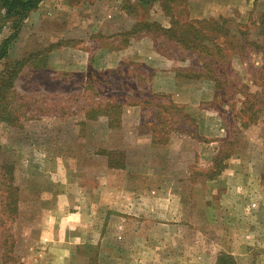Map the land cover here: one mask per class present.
<instances>
[{
  "label": "rangeland",
  "instance_id": "obj_1",
  "mask_svg": "<svg viewBox=\"0 0 264 264\" xmlns=\"http://www.w3.org/2000/svg\"><path fill=\"white\" fill-rule=\"evenodd\" d=\"M236 1L240 6L225 17L232 19V26L248 25L250 41L260 40L252 19L264 12V0H248L247 6L246 0ZM176 9L188 14L186 2L184 6L178 2ZM43 18L25 20L8 55L0 58V264H213L211 251L218 253L216 264H264V249H259L260 259L227 256L233 237H243L244 210L241 203H233L228 216L227 197L219 202V195L212 205L204 192L206 181L223 165L212 160L216 145L185 143L196 134L195 123L188 119L186 127L193 132L183 131L179 110L180 118L169 109L164 114L151 109L143 115L154 122V141L171 143L168 154L146 144L133 146L129 133L117 137L106 130L121 116L116 96L138 91L139 82L98 68L71 74L68 68L56 70L35 62L45 38L52 39L50 29L59 27L49 14ZM35 28L39 29L33 33ZM12 32L11 20L0 6V50ZM162 39L161 50L171 59L196 61L195 55ZM244 59L248 65L243 78L247 75L253 82L242 83L234 73L225 75L220 87L226 90L213 104L229 100L225 106L231 111L223 123L228 124L232 143L224 148L227 154L236 145L234 153L242 159L236 170L255 183L257 173L264 170V94L254 71L264 65V56L252 51ZM17 61L22 66L16 75ZM192 67L189 73L196 74L198 67ZM84 75H90L87 81ZM245 97H252L254 106ZM204 115L203 128L211 135L215 119ZM108 158L107 167L121 165L123 174L129 170L130 177L119 178L123 192L118 198L114 179L105 177ZM148 171L167 177H145ZM244 181L240 177L235 185ZM72 211H82L85 221L83 238L75 245L65 240L64 228H55ZM227 218H239L238 224L228 228ZM145 221L153 224L143 227ZM198 246L207 250L202 251L205 259L198 258Z\"/></svg>",
  "mask_w": 264,
  "mask_h": 264
},
{
  "label": "crops",
  "instance_id": "obj_2",
  "mask_svg": "<svg viewBox=\"0 0 264 264\" xmlns=\"http://www.w3.org/2000/svg\"><path fill=\"white\" fill-rule=\"evenodd\" d=\"M249 1H245L246 6ZM186 4L190 19L226 16L232 7L240 6V2L236 0H186ZM47 14L55 19L53 23L58 21L60 29L57 26L50 29L52 39L48 41L45 38L40 48L42 53L35 58V62H46L56 70H60L61 67L68 68L71 74H75L76 69L88 73L90 69L98 68L105 73L111 71L115 74L118 72L121 75H130L139 82L138 91L130 90L127 93L129 95H125L124 98L115 95L120 105L121 116L115 124L106 125V130L115 131L117 137L129 133L133 146L146 144L152 149L160 148L168 154L171 143L154 141L152 133L154 122L147 120L143 115L151 109L157 111V114H164L169 109L174 110L176 116L180 118L182 115H179V110L184 116L183 131L193 132L190 127H186L188 119L195 123L193 128L196 134L194 133V137L188 136L185 143L195 141L197 145L198 143L204 145L207 141L210 146L216 145L212 160L219 159L223 165L217 175L209 177L206 181L204 192L210 196L212 205L218 201L219 195V202L227 197L231 203L230 207H226L228 216L234 209L233 203H241L244 210L241 225L244 228L243 237L240 240L233 237L227 256L232 259H260L263 255H260L259 249H264V170L257 173L255 183L246 181L249 177L247 174L237 172L236 166L242 159L234 153L236 145L227 154L224 148L232 143L228 124L223 123L231 110H226L225 105H228L226 101L222 105L213 104L218 95L216 81L212 75L204 73L200 65L196 74H190L188 68L195 65L181 59H171L163 54L159 47V38L143 25L157 22L165 28L171 26V16L162 9L160 3L143 8L135 0H42L26 20L33 18L42 21L43 16ZM38 29L35 28L32 32ZM28 31L27 28V34ZM247 65L248 63L240 58L233 59L234 74L246 84L253 82L247 75L243 78V75L247 74L244 71ZM89 77L90 75H84V80L87 81ZM204 114H209L215 119L216 128L211 130L214 131L211 135L203 128ZM106 115L108 113L103 114ZM108 162L107 160L105 177L107 180L114 179L115 196L118 198L119 193L121 195L123 192L119 178L130 177L129 170L123 174V168L107 167ZM252 175L255 179L256 172H252ZM144 176L167 177L157 175L153 171H148ZM240 177L245 181L243 185L236 186L235 183ZM62 196L67 197L64 194ZM62 207L63 205L60 209ZM92 208L93 211H98V207L94 208L92 205ZM82 215V211H72L65 220L62 221L61 217L60 224L55 225V228L61 226L66 230L65 240L74 245L83 238L85 221H82ZM57 219L58 217L51 221L55 222ZM214 220L211 221L212 225L217 224L213 222ZM238 220L239 218L230 221L227 218V227H235ZM152 224L151 221H145L143 227ZM203 225L204 223L198 220V227ZM259 231L263 234H257ZM199 241L198 234V243ZM241 242L244 244L241 245ZM202 251L207 250H202L198 246V258L205 259ZM208 257L215 259L213 264H216L218 253L214 254L211 251Z\"/></svg>",
  "mask_w": 264,
  "mask_h": 264
},
{
  "label": "trees",
  "instance_id": "obj_3",
  "mask_svg": "<svg viewBox=\"0 0 264 264\" xmlns=\"http://www.w3.org/2000/svg\"><path fill=\"white\" fill-rule=\"evenodd\" d=\"M42 0H0V6L5 9L6 16L11 20L13 32L3 41L0 58L8 55V48L12 40L19 35L21 27L29 14L35 10ZM138 5L147 8L149 5L159 2L162 9L171 16V26L169 28L162 27L159 23L153 22L143 24L149 31L154 32L159 39L163 38V43H174L178 49L196 56L193 65H200L204 73L212 75L217 83L218 96L226 89L220 87L223 84V78H227L234 73L233 59L240 58L245 60L246 53L252 51H260L264 56V12L253 17V23H257V34L260 40H249V26L242 23H236L232 26V19L220 16L218 18L190 19L188 14H184V10H177L178 2L186 0H135ZM251 24V23H250ZM236 27V28H235ZM161 48V43H159ZM163 54L168 55L166 51L161 50ZM169 56V55H168ZM179 59L183 60V57ZM198 59V60H197ZM20 72L22 62L17 61ZM259 80L262 92L264 94V65L254 71ZM227 75V77L225 76ZM247 99V97H245ZM228 103L229 100H226ZM248 103H252V97H248ZM236 109L233 107V110ZM249 120H244V125L249 124ZM109 162L111 163V159ZM219 161V159H216ZM111 166V165H110ZM111 167L122 168L121 165ZM220 169L215 170L213 176L217 175Z\"/></svg>",
  "mask_w": 264,
  "mask_h": 264
}]
</instances>
